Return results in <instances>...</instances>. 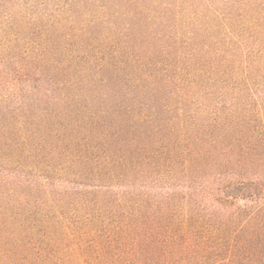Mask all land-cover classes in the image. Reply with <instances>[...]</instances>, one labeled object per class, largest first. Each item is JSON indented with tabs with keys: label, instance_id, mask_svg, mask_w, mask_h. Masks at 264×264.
Segmentation results:
<instances>
[{
	"label": "trees",
	"instance_id": "obj_1",
	"mask_svg": "<svg viewBox=\"0 0 264 264\" xmlns=\"http://www.w3.org/2000/svg\"><path fill=\"white\" fill-rule=\"evenodd\" d=\"M48 1L0 26V264H264V0Z\"/></svg>",
	"mask_w": 264,
	"mask_h": 264
},
{
	"label": "rangeland",
	"instance_id": "obj_2",
	"mask_svg": "<svg viewBox=\"0 0 264 264\" xmlns=\"http://www.w3.org/2000/svg\"><path fill=\"white\" fill-rule=\"evenodd\" d=\"M21 1L23 3H25V4H27V8H30L28 10V12L31 13V14H35V13H37L39 11H41V13H43L46 10H48L46 8H50L51 7V6H48V2H49L48 0H10L9 2H7V0H1L0 1V26L3 24V22L5 20H7L5 18V16H6L5 14H9V15L13 16L15 10L18 8L17 4L20 3ZM76 1H78L80 3H82V2L85 3V2H91V1H94V0H76ZM58 2L57 3L59 5L65 6L66 1H65V3L63 2V0H60ZM78 2L71 7V10L75 11V9L79 8ZM57 3H55V4H57ZM66 6H69V5H66ZM54 7H55V5L52 6V8H54ZM56 9H58V8H56ZM15 14H16V12H15ZM258 87H259L258 90H262L260 88V86H258Z\"/></svg>",
	"mask_w": 264,
	"mask_h": 264
}]
</instances>
